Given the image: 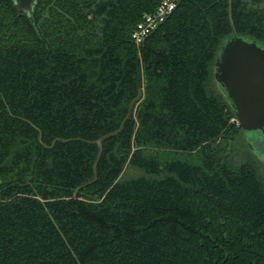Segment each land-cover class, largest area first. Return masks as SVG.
Wrapping results in <instances>:
<instances>
[{
	"label": "trees",
	"instance_id": "1",
	"mask_svg": "<svg viewBox=\"0 0 264 264\" xmlns=\"http://www.w3.org/2000/svg\"><path fill=\"white\" fill-rule=\"evenodd\" d=\"M160 1L0 0V264H264V166L214 80L264 0H181L136 46Z\"/></svg>",
	"mask_w": 264,
	"mask_h": 264
},
{
	"label": "water",
	"instance_id": "2",
	"mask_svg": "<svg viewBox=\"0 0 264 264\" xmlns=\"http://www.w3.org/2000/svg\"><path fill=\"white\" fill-rule=\"evenodd\" d=\"M23 11H29L34 0H15ZM214 80L235 115L246 144L258 159H264V44L244 36L237 35L232 29L219 47L214 62ZM128 115L120 128L94 143L98 152L93 163V176L78 185L77 191L96 180V167L102 151V142L106 138L120 133ZM40 139V135L38 137ZM60 141H67L60 139ZM56 142L53 140L52 145Z\"/></svg>",
	"mask_w": 264,
	"mask_h": 264
},
{
	"label": "built area",
	"instance_id": "3",
	"mask_svg": "<svg viewBox=\"0 0 264 264\" xmlns=\"http://www.w3.org/2000/svg\"><path fill=\"white\" fill-rule=\"evenodd\" d=\"M181 0H161L154 11L145 14L131 32V41L139 46L156 31L177 8Z\"/></svg>",
	"mask_w": 264,
	"mask_h": 264
},
{
	"label": "flooded vegetation",
	"instance_id": "4",
	"mask_svg": "<svg viewBox=\"0 0 264 264\" xmlns=\"http://www.w3.org/2000/svg\"><path fill=\"white\" fill-rule=\"evenodd\" d=\"M241 132H242V130H241ZM242 135H243V132H242ZM243 137H244V135H243ZM244 140H245V138H244ZM245 143H246V141H245ZM264 144V143H263ZM247 145V144H246ZM248 147V146H247ZM253 154V153H252ZM257 158V157H256ZM258 159V158H257ZM258 161L260 162V164L262 165V166H264V159L263 160H261V159H258Z\"/></svg>",
	"mask_w": 264,
	"mask_h": 264
}]
</instances>
